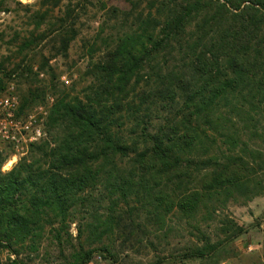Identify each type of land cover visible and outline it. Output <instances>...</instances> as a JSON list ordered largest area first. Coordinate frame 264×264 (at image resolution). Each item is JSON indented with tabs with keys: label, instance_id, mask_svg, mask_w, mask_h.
<instances>
[{
	"label": "trees",
	"instance_id": "1",
	"mask_svg": "<svg viewBox=\"0 0 264 264\" xmlns=\"http://www.w3.org/2000/svg\"><path fill=\"white\" fill-rule=\"evenodd\" d=\"M149 9L136 29L125 32L89 66L93 84L83 97H70L64 90L60 94L53 87L48 138L31 143L7 171L2 167L8 155L0 152V252L30 254L39 251L46 237L62 246L95 192L125 200L134 196L142 208L163 216L177 209L190 218L213 196L224 194L229 200L249 182L245 177L254 160L249 143L236 130L222 132L229 148L220 149L218 156L211 153L217 139L209 131L220 128L221 101L239 116L247 105L254 110L264 103V0H149ZM58 21L67 27V18ZM71 39H63L62 49H68ZM173 50L187 61L183 67L190 70L189 78L169 66L165 71L152 66ZM147 65L155 69L154 81L177 79L182 90L179 118L155 132L137 115L146 100H128ZM46 93V87L31 89L21 96L20 109L42 102ZM238 148L240 153L233 152ZM125 162L129 165L124 169ZM193 166L212 172L201 178L199 187L177 194L174 187L189 181L185 178ZM103 214L97 207L90 212L85 226L89 239H101L111 229V214ZM93 252L85 243L71 257L63 249L60 264H87Z\"/></svg>",
	"mask_w": 264,
	"mask_h": 264
},
{
	"label": "rangeland",
	"instance_id": "2",
	"mask_svg": "<svg viewBox=\"0 0 264 264\" xmlns=\"http://www.w3.org/2000/svg\"><path fill=\"white\" fill-rule=\"evenodd\" d=\"M134 2L135 5L131 0H2V87L5 88L7 80L15 75L20 99L31 89L46 87L47 93L40 103L49 106L47 99L56 100L54 86L60 94L64 90L70 97H83L88 86L93 84L94 77L88 74L89 66L98 62L106 49L112 48L125 32L136 29L140 18H146L151 11L149 0ZM62 17L67 18V27L58 21ZM67 38L72 39L68 49L64 50L62 41ZM29 40L32 44L25 46ZM182 57L181 52L173 50L165 57L160 56L152 66L164 71L169 66L189 78L190 70L183 67V62L187 61ZM154 67L146 66L145 77L140 84L130 88L128 97V100H135L134 104L146 100L137 115L144 116L150 132L173 126L181 114L179 94L182 90L177 87V79L174 82L166 76L162 81H154ZM28 69L30 73L27 75ZM172 81L174 92L169 90ZM40 103H33V106ZM220 104L219 112L223 117L216 120L220 128L216 132L209 131L210 136L217 139L211 153L221 156L220 149L229 148L223 142L222 132L236 130L249 143L254 157L250 164L253 171L247 170L250 173L245 177L249 182L232 198L226 200L224 194L215 195L202 203L195 216L188 218L177 209L163 216L152 208H142L134 196L125 200L116 194L95 192L92 204L82 208L76 222L72 223V238L65 236L62 246L46 237L39 251L30 254L28 250H23L18 257L9 251L0 252V264H60L65 260L61 250L71 257L81 243L94 249L91 260L102 256L93 264L264 263V103L256 104L254 110L247 105V111L241 116L223 107V101ZM33 106L24 110L28 112ZM226 117L228 121H225ZM28 149L23 154L15 153L7 142L0 139V152L8 155L2 170H10L28 153ZM240 151L238 148L233 152ZM128 165L125 162L122 167L125 169ZM201 167L193 166L189 170L191 176L185 178L189 181L180 188L174 187L177 194L186 188L199 187L201 178L212 172ZM212 206L216 207L215 212ZM94 207L104 213L103 216L111 214L112 217V227L101 239H89L85 229ZM79 228L84 230L82 235H79ZM250 244H253L252 249ZM104 247L108 250L102 249Z\"/></svg>",
	"mask_w": 264,
	"mask_h": 264
},
{
	"label": "built area",
	"instance_id": "3",
	"mask_svg": "<svg viewBox=\"0 0 264 264\" xmlns=\"http://www.w3.org/2000/svg\"><path fill=\"white\" fill-rule=\"evenodd\" d=\"M14 80L15 75H12L3 88L0 79V139L7 142L15 153L23 154L31 143L40 142L48 137L47 117L54 100L47 99V102H50L49 106L44 102L33 106L28 112H21L20 94ZM252 247L253 244H250L249 248L252 249ZM101 258L102 256L98 255L88 264H93L95 259ZM163 264L189 263L166 262Z\"/></svg>",
	"mask_w": 264,
	"mask_h": 264
}]
</instances>
